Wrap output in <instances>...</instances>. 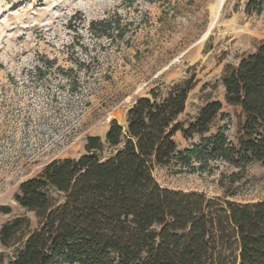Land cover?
Instances as JSON below:
<instances>
[{
	"label": "rangeland",
	"instance_id": "rangeland-1",
	"mask_svg": "<svg viewBox=\"0 0 264 264\" xmlns=\"http://www.w3.org/2000/svg\"><path fill=\"white\" fill-rule=\"evenodd\" d=\"M247 2L0 0V228L24 214L14 200L23 182L53 160L79 158L88 137L104 140L112 120L125 125L151 91L166 95L192 78L180 121L220 101L222 115L206 137L225 125L237 145L243 116L225 103L222 77L264 42V12L248 15ZM100 23L103 30L93 27ZM201 138L176 141L184 151ZM212 169L191 174L174 162L153 175L172 191L264 202V165L243 171L217 161Z\"/></svg>",
	"mask_w": 264,
	"mask_h": 264
},
{
	"label": "trees",
	"instance_id": "trees-1",
	"mask_svg": "<svg viewBox=\"0 0 264 264\" xmlns=\"http://www.w3.org/2000/svg\"><path fill=\"white\" fill-rule=\"evenodd\" d=\"M263 12L264 0H248V15ZM222 86L225 103L243 116L237 145L225 125L206 137L220 101L180 121L192 78L166 95L151 91L125 125L112 120L104 140L88 137L79 158L53 160L20 185L14 200L24 214L0 228V264H264V202L172 191L153 175L174 162L191 174H210L217 161L243 171L264 165V42L226 69ZM179 134L202 138L180 151Z\"/></svg>",
	"mask_w": 264,
	"mask_h": 264
},
{
	"label": "bare ground",
	"instance_id": "bare-ground-1",
	"mask_svg": "<svg viewBox=\"0 0 264 264\" xmlns=\"http://www.w3.org/2000/svg\"><path fill=\"white\" fill-rule=\"evenodd\" d=\"M225 1V0H224ZM221 3V2H220ZM217 12V11H216Z\"/></svg>",
	"mask_w": 264,
	"mask_h": 264
}]
</instances>
